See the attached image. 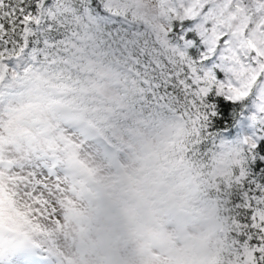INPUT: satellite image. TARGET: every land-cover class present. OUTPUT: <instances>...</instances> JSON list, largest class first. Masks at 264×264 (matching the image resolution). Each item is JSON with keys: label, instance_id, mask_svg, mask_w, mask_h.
Listing matches in <instances>:
<instances>
[{"label": "snow or ice", "instance_id": "1", "mask_svg": "<svg viewBox=\"0 0 264 264\" xmlns=\"http://www.w3.org/2000/svg\"><path fill=\"white\" fill-rule=\"evenodd\" d=\"M0 264H264V0H0Z\"/></svg>", "mask_w": 264, "mask_h": 264}, {"label": "clouds", "instance_id": "2", "mask_svg": "<svg viewBox=\"0 0 264 264\" xmlns=\"http://www.w3.org/2000/svg\"><path fill=\"white\" fill-rule=\"evenodd\" d=\"M173 215L177 217L180 221L183 232L181 235L186 238L187 233H193L194 231L198 234V230L203 228L210 231L212 228L211 220L207 219L204 216H197L194 213L181 211L180 209L173 208L171 209ZM202 252H211L212 247L211 243L208 244H199L198 245Z\"/></svg>", "mask_w": 264, "mask_h": 264}]
</instances>
